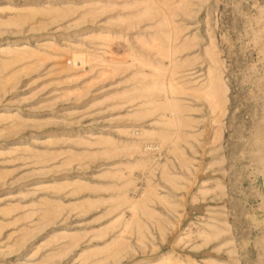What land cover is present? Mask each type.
Returning a JSON list of instances; mask_svg holds the SVG:
<instances>
[{
  "label": "rangeland",
  "instance_id": "1",
  "mask_svg": "<svg viewBox=\"0 0 264 264\" xmlns=\"http://www.w3.org/2000/svg\"><path fill=\"white\" fill-rule=\"evenodd\" d=\"M0 264H264V0H0Z\"/></svg>",
  "mask_w": 264,
  "mask_h": 264
}]
</instances>
